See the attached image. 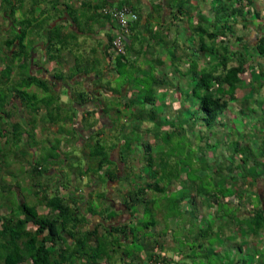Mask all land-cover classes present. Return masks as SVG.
<instances>
[{"label": "trees", "instance_id": "16d2710c", "mask_svg": "<svg viewBox=\"0 0 264 264\" xmlns=\"http://www.w3.org/2000/svg\"><path fill=\"white\" fill-rule=\"evenodd\" d=\"M42 1L47 0H0V8L5 6V10L0 9V16L5 18L4 24H7L0 28V32L7 31L4 38L5 56H0V63L6 64L5 69H0V114H3L0 115V175L9 173L12 180L15 179L11 189L14 188L19 193V200L12 202L10 195L8 197L3 194V187L8 186L4 183L6 181L0 178V264H118L116 260L122 261L123 264H139V261L145 264H175L172 250H178L177 245L184 238L191 239L194 246L198 243V247H195L205 251H201L203 255L195 253L192 258L189 257L194 260L191 264L200 263L195 260L197 257H201L205 264H254L253 257H264V244L263 248L255 250L250 248V242H246L245 237L246 231L255 236L264 231V187L258 183L264 178V104H258L259 100H254L253 95L243 93L255 76L260 81L264 75V34H261L256 42L249 43L246 35L239 34L235 21V17L242 18L247 13L261 16L260 12L256 11L254 0H212V6L215 7L219 19L216 20L213 30L210 29L212 24L206 21L205 25L200 23L198 31L204 44V48L200 49L218 55L219 63L197 68V64L191 62L190 83L187 87L184 84L177 86L181 94L186 95L179 101L180 106L185 107L188 103V108H183L176 115L166 116L146 128L149 136L147 139L143 138V144L149 139H155L158 145L162 146V142H165L164 136H173L171 141L174 142L185 135L186 139L191 141L190 151L187 153L189 158L183 159L181 155L184 153H181L178 160L173 158L167 161L164 149L160 150L161 158H152L155 150L153 151L150 143H146L145 152L153 153L148 162L149 179L140 176L141 180H133L130 177L127 188L121 187V182L128 177V171L121 174L119 166L124 169L123 158L133 157L135 137L132 131L136 130L135 122L147 119L143 115L147 104L153 106L150 110L153 121L158 116L157 109L160 104L155 100V87L162 88L164 82L159 73H153L156 69H152L151 76L137 74L132 80L131 87H140L146 95L144 100L125 102L128 110L126 113L132 107H138L139 110L126 115L130 123L121 121V110L117 108V104L111 103L104 107V113L114 110L119 114L117 117H109L111 128L116 131L117 127H120L121 135H125V145L123 144L118 163L113 152L117 135L111 136V143L107 145L101 143L100 137L94 140L96 151H91L88 155L90 164L82 170L88 178L93 173L92 181L88 180L86 185L80 184L82 187L70 188L72 182L64 173L59 175V182L56 184L52 180L44 182L43 175L47 170L46 167L42 168L41 160H38L27 169L31 175L30 189L37 197V200L32 201L21 199V184L25 182L18 178L20 174L17 171L18 163L28 164L24 156L27 150L23 153L21 145L24 133L27 132L30 137L32 133L24 129L27 125H32L31 129H34L38 114L44 107L47 108L46 117H50L48 120L60 123L59 114L63 103L60 102V94L48 76H37L31 72L29 65L31 67L37 64L38 57L35 55L36 48L30 50L28 46L33 44L34 47L47 49L44 62L58 61L59 58H64V52L68 51L66 49L70 39L77 37V34L66 31L62 23L53 24L52 20L45 26H48L45 31L48 39L45 43L40 45L34 36L28 39V30L38 26L39 16H34L35 25L26 19L18 18H22L21 14L30 9V12L35 13L36 6L42 5ZM49 1V9L57 13H68L71 16L70 5L75 8L72 0ZM177 1L182 0H175ZM105 2L108 3L106 0ZM83 5L82 15L86 21L91 19L90 22L97 23V20L103 19L102 24L109 23L114 27L115 34L118 29L117 21L110 14H104L101 9L104 6L117 5L103 4L89 8L85 7V2ZM177 11L182 14L183 5H178ZM47 12L48 10L42 8L41 15L49 16L46 15ZM83 16L71 18L77 28L78 24L82 25L85 20ZM138 19L132 22L131 29ZM230 33L235 39H232V47L229 46ZM114 34L108 36L109 44L112 43ZM206 37L209 41L205 40ZM218 37L221 44L217 42ZM125 50L124 54L115 57L113 70L119 75L124 69L130 73L134 71V62V65L128 63L127 53L131 48H127V40ZM97 60L99 62H94L95 65L100 63V60ZM153 67L156 68V65ZM17 69L20 70L19 73L24 74L16 80L12 74ZM77 69L72 71L74 75L79 72V68ZM45 71L49 72L47 69ZM57 74L59 73L54 74V77H58ZM9 83L12 86L7 88L8 91L4 90V85ZM32 85L41 88L45 95L41 97L36 92L29 91L27 88ZM259 90L260 93L264 92V81L254 87V92ZM86 92L85 96V92L78 94V97L83 95L79 104L99 99L96 98L98 96L93 97L95 91ZM15 98L18 106H15ZM73 102L76 101L70 103ZM21 105L26 106L33 114V119L27 124L20 119ZM95 112L96 108L88 113L85 120ZM228 112L230 118L227 117ZM5 116H15L17 120L12 122L11 126L3 125L1 120ZM71 119L67 114L65 123H69ZM99 120L93 122L97 124ZM92 124L94 123L89 125ZM166 124H172L171 132L164 130L163 126ZM197 126L201 129L194 134ZM219 132L223 134L218 135ZM96 134L100 136L99 133ZM213 137L219 138V142L222 141V150L217 140L212 141ZM196 139L198 143L195 142ZM91 142L93 143V139ZM230 147L233 150L231 159L225 160L222 155ZM56 153L60 156L59 151ZM193 153L196 159L192 162ZM186 162L194 178H189L185 169ZM132 166L130 164L125 167L129 170L128 173L132 171ZM101 171L106 174L102 175ZM181 182H184V185ZM104 184H107V189ZM114 184L120 185V194H123L117 196L119 205L116 204V196L111 197ZM91 186L94 187L90 189ZM62 187L68 190V194L66 192L63 195ZM176 189L185 191L175 194L173 191ZM250 196L252 201L248 200ZM4 204L10 206L9 211H1ZM38 204L47 206L49 212L40 213ZM141 209L142 215L139 214ZM120 212H129L130 216L125 221L118 219ZM147 214L148 217L145 216ZM85 224L88 227L84 228ZM242 231V237L234 243L236 248L226 250L223 241H229L230 233ZM135 243L138 247L137 250H130V258L124 245L131 246ZM218 247L220 253L216 252ZM226 255L229 258H225ZM255 264H264V260Z\"/></svg>", "mask_w": 264, "mask_h": 264}, {"label": "crops", "instance_id": "0c3cea01", "mask_svg": "<svg viewBox=\"0 0 264 264\" xmlns=\"http://www.w3.org/2000/svg\"><path fill=\"white\" fill-rule=\"evenodd\" d=\"M108 3L105 2V0H72L75 8L78 9V15L77 16H83L82 15V8L84 7L83 3L85 2V7L89 8L91 6H101L103 4L108 5H130L134 11H136L139 15V19L137 22L133 24V28L131 29L130 33L128 34L126 40H127V48H131V50L127 53V58L129 59L128 63L134 62L133 69L134 71L129 75L126 72V69L121 72V74H116V72L113 70L114 64H115V55L110 52V46L108 42V36L114 34V27H112L109 23H104L103 19H99L97 23L90 22L91 19H88L86 21L85 16H83V19H85L83 22L89 25L88 29H78L75 25L74 21L69 18L68 13H58L54 14L57 15V18H53L54 23L56 24L58 22H67V24L70 22V20L73 22L72 24H68V26L71 25L74 32L77 34V36H81L84 38H88L90 40V37L95 40L96 44H93L92 48H90L89 53L91 56L88 55L86 58H81L76 54H73L75 50L72 51H65L64 52V58H59L58 61L52 60L54 64L48 67V63H44V61L39 62V57L36 59L37 64H33L31 68V72L37 76H48L50 79V82L54 85L55 90H57L60 94V102L63 103L62 111L60 110V118L64 116V113L69 114L72 124V130H66L64 129L66 126L64 125L63 130H61L58 126L60 123H52L50 120V117H46L47 108L44 107L40 113L38 114L37 121H48L47 125V132L42 133L44 129H40L38 127L32 128V125H27L24 130H27L29 133H32V136L30 137L27 132L23 135V141L21 145V149L27 150V153H25V160L28 164H19L20 168H18L19 171L18 174L22 176L24 172L30 173L27 169L31 168L32 165L38 161L47 159L49 160L48 164L49 167L46 168V172L43 175V181L52 180L54 184L59 182V175L64 173L66 177H68L71 182L72 186L70 188L74 187H82L81 185H78V182H81L83 185H86L87 177L88 175L83 174V171L80 170L76 165L72 164L68 160L69 157H77L79 153L70 152L72 149L74 150V146L72 143L76 141L77 147L84 150V148L87 146V142H90L91 144L94 143V140L96 138H102L105 141H109L110 139H105L104 136H118L117 137V144L113 147L115 152V156L117 159H115L116 163L119 161V157L122 155L121 150H123L125 141L123 137L125 135H121L120 127H117L116 131L112 130L111 120L109 117H117L119 114L115 113L114 110H111V112H105L104 113V107L108 104L115 103L117 104V108L121 110L120 119L122 122H129L126 115L130 113L131 111L136 113L138 110V107H132L129 112H125L127 110L125 102H129L131 100H135L136 102L139 100H144L146 93L142 90H140V87L132 88V80L135 78L137 74H145L148 76H151L152 69H156L153 73H159L160 78L164 82L161 86L162 88L157 86L155 87V100L158 104H160L158 110V116L157 119L153 121L152 115L150 110H152L153 106L147 104L146 106V114H143L147 117L146 120H138V122H135L136 124V130H133L132 133L140 132V124L148 123V125L145 126L144 130L152 126L153 123H158L162 120V118L166 116H170L172 114L180 113L183 108H188V103L185 107L180 106V102L182 98L186 95H182L181 92L177 89V86L179 84L185 85L186 87L190 83V75H191V62L194 64H197V68H203L207 66H213L216 63H219V56L216 54H212L209 51H203L200 48H204V44H202L203 38L200 36L198 26L200 23L203 25L204 22L208 21L210 22L211 27L210 29L214 28V24H216L217 18V12L214 9L215 7L212 6V0H182L180 2H175V0H106ZM44 2V3H43ZM124 3V4H123ZM254 6L256 8L257 12H260L261 16H256L254 13H250L244 17H235L236 25L241 27L239 28V34L246 35L247 38L250 40L249 43H254L257 41L258 37L261 34H264V0H254ZM51 5V2L49 0L42 1V5L40 6V10L37 11L35 9L34 16L37 14L39 17H41V10L42 7L45 10H48L46 15H50L49 13V6ZM83 7H82V6ZM178 5H183V13H178ZM31 10V9H30ZM30 10L28 12H30ZM53 12V9L50 10ZM91 13V11H89ZM94 12V11H92ZM176 13V15L174 14ZM65 24V23H64ZM205 25V23H204ZM92 29V30H90ZM213 30V29H212ZM88 34V35H87ZM230 39V45L232 47V37ZM218 44H221L219 37L217 38ZM206 41L207 37L205 38ZM37 41L39 39L37 38ZM220 42V43H219ZM234 42V41H233ZM42 43V42H41ZM42 51H46L45 48L41 49ZM87 53V54H89ZM38 54V52H36ZM106 54V56H105ZM191 58V59H190ZM100 60V63L98 65V69L103 70V72L111 71V73L98 74V70L95 71L93 65L95 63H98ZM95 62V63H94ZM40 63V64H39ZM232 64V61L230 62ZM257 63V61H255ZM264 63V61H263ZM156 65V68L153 66ZM79 68V72H77L75 75L73 74L72 70ZM48 70L49 72L46 73L45 70ZM81 70V71H80ZM115 72V73H114ZM57 74L58 77H54V74ZM16 74V70L13 72L12 75ZM24 73H20V76ZM26 74V73H25ZM250 74V73H249ZM248 74V75H249ZM53 75V76H52ZM19 76V77H20ZM123 76V77H122ZM264 76V75H263ZM261 77L260 81H264V77ZM121 78V79H120ZM131 78V79H130ZM120 79V80H119ZM130 79V80H129ZM258 77L255 76V79L249 84V86L244 89V94L253 95L254 100H259L258 104L263 103L264 104V92L260 93V90L256 93L254 92V87L256 88L258 86ZM126 83V84H125ZM156 85V84H154ZM53 87V88H54ZM116 88V89H114ZM31 92H36L39 96L43 97L45 94L41 88L38 86L32 85L31 87L27 88ZM157 90V91H156ZM86 91L93 92V97L99 98L95 99L91 102L81 103L79 104V100L83 97L81 94L78 97L79 93L85 92L84 96L87 94ZM118 91V92H116ZM159 91V92H158ZM121 94H120V93ZM260 93V94H259ZM17 98H15V106L17 103ZM73 102L72 104L70 103ZM170 103V104H169ZM55 105V104H54ZM53 105V106H54ZM256 106V104H254ZM96 112L92 117H89L88 120H85L88 117V113L90 111L95 110ZM174 108V109H173ZM67 110L65 112L64 110ZM124 110V112H122ZM128 111V110H127ZM19 112V111H18ZM231 112V111H230ZM230 112L227 113V117L230 118ZM20 113H21V121H24V123L31 122L32 113L27 109L26 106L20 107ZM188 113L187 111L185 112ZM16 116V115H15ZM15 116H12L11 118H5L7 119L8 124L7 126H11V121L15 122L17 118ZM45 118H42V117ZM67 117V116H66ZM251 117V116H250ZM252 117H257L256 115ZM251 117V118H252ZM104 118V119H103ZM108 120L109 124H106L107 127L104 125V120ZM99 120L98 123H94L92 125H89L95 120ZM46 121V122H47ZM76 121H78V125L76 124ZM175 119L173 120V122ZM102 122V124H101ZM140 122V123H139ZM68 126V123H66ZM101 125V127H99ZM104 126V127H103ZM51 128L49 131L48 128ZM110 128V129H109ZM164 130L167 132H171L173 130L172 124H167L164 126ZM72 132V134H71ZM78 133V136H75L74 134ZM96 133H99L100 136H97ZM110 136V137H111ZM94 138L93 143L91 140ZM51 140L55 141L54 143L61 141V144H63V150L65 152H60V156L56 154H50L48 153L45 157L43 156L42 152L38 151L40 148L44 147V142L48 140V142ZM111 142V140H110ZM153 147V151L158 145V142L155 141V139H149L147 141ZM124 144V145H123ZM134 149L132 150L134 156L130 158V156H126L123 158L124 161V169L119 166L120 173L125 174L126 171L129 172L128 169H125L127 165H137L135 157L134 150L145 149L146 143L143 144L141 141H137L135 139V142L133 144ZM140 146V148L138 147ZM50 148L55 149L53 146V143H50ZM56 152L58 150H55ZM66 152L68 154H66ZM91 153V151L88 152L87 148L82 152L80 155L85 157V161H88V155ZM68 155V156H67ZM43 156V157H41ZM57 157V158H56ZM133 158V159H132ZM58 159V161H57ZM130 159L131 162L129 161ZM60 161V162H59ZM41 162V161H40ZM42 168L46 167L44 163L41 162ZM73 165V166H71ZM119 165V164H118ZM26 166V167H25ZM88 166V164H87ZM86 166V168H87ZM72 167H75V169H71ZM25 168V169H24ZM102 172V171H101ZM106 174L105 172L101 173ZM128 174V173H127ZM138 173L131 175H128L127 178H135L137 177ZM11 178V177H9ZM20 179V177H18ZM26 182L25 184H21L22 186L25 185L26 191H29L30 189V182H31V175L26 176ZM12 179V178H11ZM260 181V180H259ZM262 182H264V178L261 179ZM260 184V182H258ZM53 186V185H52ZM117 186L113 187V191L111 192V197L113 195H116ZM24 187V188H25ZM54 187V186H53ZM94 186H91L93 188ZM90 190L89 188H87ZM61 191L63 195L67 192L63 187L61 188ZM121 196V195H120ZM252 199V196H250ZM117 205H119V202L116 201ZM5 207H8L4 205ZM3 207V206H2ZM39 210V208H38ZM7 211V210H5ZM88 227L87 224L84 225V228ZM236 226H234L235 228ZM242 232H234L229 234V241H223L224 248L226 250H232L233 248H236L234 243L237 242V240H240V237H242ZM247 233V234H246ZM236 234V235H235ZM246 242H250L249 246L250 248H253L255 250H259L260 248H263L264 244V231H262L261 234L255 236L251 235L249 231L245 232ZM233 239V241H232ZM261 244V245H260ZM264 250V248H263ZM216 252L220 253V248H216ZM252 257V256H251ZM225 258H229L228 255L225 256ZM264 260V257H253V263ZM176 262H179V264H191L190 259H180ZM175 262V264H177ZM103 263V260L101 261ZM174 264V263H173Z\"/></svg>", "mask_w": 264, "mask_h": 264}, {"label": "rangeland", "instance_id": "374dc122", "mask_svg": "<svg viewBox=\"0 0 264 264\" xmlns=\"http://www.w3.org/2000/svg\"><path fill=\"white\" fill-rule=\"evenodd\" d=\"M70 13H72L71 14V16L69 15V18H72V17H76L77 15H78V9L77 8H72V6L70 5ZM43 8V7H42ZM0 9H2V10H5V6H4V8H0ZM36 9H37V11H39L41 8H40V6H36ZM60 13H62L63 14V12H60ZM48 14H50L49 16H44V15H41V17H39L38 18V22H37V25L38 26H36V28H30V30H28V39H31V38H33V36L35 37V40L37 41V38L40 40V41H38L39 42V44L41 45L42 43L41 42H44L45 43V40H47L48 38H47V33H45V31H46V28H48V26L45 28V26H46V24H48L49 22H51L52 20H53V18L55 19V18H57L58 16L57 15H54V14H58L57 12H55L54 10H53V12H51L50 10H49V13ZM21 16H22V18H18V19H20V20H23V19H26V21H30L32 24H36V22H35V20H34V15H33V13L32 12H25L24 14L22 13L21 14ZM30 19V20H29ZM4 23H6L5 22V18L3 19L2 18V16H0V28H2V27H5V26H7V24H4ZM58 23H62L63 24V26L65 27V30L66 31H70V32H72L73 34H76L74 31H73V29H72V27H71V25L70 26H68V24H72L73 22L70 20V22L67 24V22H58ZM65 23V24H64ZM26 24L27 25H29V23L28 22H26ZM9 25H10V22H9ZM116 25H117V23H116ZM2 26V27H1ZM26 26V25H25ZM78 28L79 29H88V27H89V25L88 24H86V23H83L82 22V25H81V23L80 24H78ZM35 27V26H34ZM238 27H241V25L239 26L238 25ZM10 32L11 33H13V31L12 30H10ZM9 32V33H10ZM6 34H7V31H2L1 30V32H0V56H2V57H4L5 55V50H4V38L6 37ZM88 35V34H87ZM34 40V41H35ZM31 42L33 43V40H31ZM93 44H96L95 43V40L93 39V38H91L90 37V40H89V37L88 38H84V37H81V36H77L75 39L73 38V39H70V41H69V46H68V49H66V50H70V51H72V50H75V52L73 53V54H76V55H78L79 57H81V58H86V57H88V55L89 56H91L90 55V53H89V50H90V48H92V46H93ZM28 48H31L30 50H32V48H36V52H38V54H36L35 53V55L36 56H38L39 57V62H42V61H45V59H46V56H45V54H46V52L45 51H42L41 49L42 48H39V47H34V45L32 44L31 46H28ZM47 50V49H46ZM87 53H89V54H87ZM44 63H46V62H44ZM47 63H48V67L49 66H51L52 64H54L53 63V61H47ZM4 67H6V64H1L0 63V69H1V71H2V69L4 68ZM24 67V66H23ZM93 67H94V70L95 71H99L100 69H98V65L96 64V65H93ZM29 68H30V65H29ZM5 69V68H4ZM75 70H78L77 68L76 69H73L72 71H75ZM122 71H124V70H122ZM121 71V72H122ZM20 70L19 69H17L16 70V74L15 75H12V77L13 78H16V80L19 78V76H20ZM102 72H103V70H102ZM107 72H110L111 73V71H106V73ZM129 75H131V73L130 72H128V71H126ZM100 74H103L104 75V72L103 73H101V70H100V72H99ZM98 73V74H99ZM115 73V72H114ZM123 77V76H122ZM121 79V78H120ZM119 79V80H120ZM15 80V79H14ZM12 86V84L11 83H9V85L7 84H5L4 85V90H6V91H8V89H9V87H11ZM13 87H15V86H13ZM8 88V89H7ZM48 93H50V92H48ZM47 94V93H46ZM17 109V108H16ZM174 109V108H173ZM195 109H196V107H195ZM65 112H67V110L65 109L64 110ZM122 112H124V110L122 111ZM117 113V112H116ZM147 112H146V110H144L143 111V114H146ZM0 115H3V114H0ZM171 115H175V114H172L171 113ZM170 115V116H171ZM66 116H67V113H64V116L63 117H61V120H60V125L58 126L61 130H63L62 128H64V125L66 126L64 129H66V130H72V122H71V120H69V123H68V126H67V124L65 123V118H66ZM107 119V118H106ZM104 120V125L106 126V124H109V122H108V120ZM127 119V118H126ZM97 120V119H96ZM4 124L3 125H6V124H8V122H7V119L6 118H2V120H1ZM47 121V120H46ZM43 122V121H38L37 123H36V127H38V128H40V129H44V131L42 132L43 134L44 133H46L47 131V125H45V124H48V121L47 122ZM130 122V121H129ZM92 123H95V122H92ZM76 124L78 125L79 123H78V121H76ZM127 124H128V122H127ZM0 125H2L1 123H0ZM10 125H12V121H11V124ZM146 125H148V123H144V124H140V132H135L134 133V137H135V139L137 140V141H141V142H144V140H143V138L145 137L146 139H147V137L149 136L147 133H146V129L144 130V128H145V126ZM167 125V124H166ZM166 125H164V126H166ZM136 126V125H135ZM164 126H163V128H164ZM99 127H101V125L99 126ZM104 127V126H103ZM49 129V131L51 130V128L49 127L48 128ZM199 129H201L200 128V126H197L195 129H194V134H197L198 133V131H199ZM180 131H182V128L180 127ZM145 133V134H144ZM71 134H72V132H71ZM170 134V133H169ZM221 134H223L222 132H219L218 133V135H221ZM75 136H78V133H75L74 134ZM110 136L111 135H108V136H104L105 137V139L107 140V139H110ZM177 136H175V138H176ZM180 137V136H179ZM192 137V136H191ZM164 138H165V142H162V146H160V145H157L156 146V148L154 149L155 150V153L153 154V153H150V152H145V149H140V151L139 150H134V153H135V157H134V159H136V161H137V165H134V166H132V171H130V173H128V175H131L132 173H134V174H136V173H138V175H137V177H135V178H132L133 180L134 179H139V180H141L139 177L140 176H142L144 179H149V165H148V162H150V156H152V154H153V156H152V158L153 157H160L161 156V153H160V150H162V149H164V156H165V158H166V160L167 161H171L173 158H177V160L180 158L179 157V154H181V153H184V155H181V157H183V159H186V158H189V156L187 155V153L190 151V145H191V141H189L188 139H186V136L185 135H182L179 139H176V141H174V142H172L171 140H172V138H173V136H172V138H170V140H169V138H168V136L166 137V136H164ZM193 138V137H192ZM93 140H94V138H93ZM178 140H179V142L180 143H178ZM217 140V142H218V144H220V145H218L221 149L220 150H222V141H220L219 142V138L217 139L216 137H213L212 138V141L213 142H215ZM55 141H53V140H51L50 139V141L48 142V140L46 141V142H44V147L43 148H40L38 151H40V153L42 152V154H43V156L45 157L48 153H50V154H56L57 155V153H56V151L55 150H58L59 152H65L66 151V149H65V151L63 150V145H64V142H63V144H61V141L59 140L58 142H56V144L54 143ZM196 143H198V140L196 139V141H195ZM50 143H53V146L55 147V149H52V148H50ZM102 144H105V145H107L108 143H111L110 141H105L104 139H102V142H101ZM146 143H148V142H146ZM150 143V142H149ZM72 145L74 146V150L72 149L70 152H76V153H79V155L77 156V157H69L68 155V160H69V162H71L72 164H74V165H76V167H78L80 170H83V169H85L86 168V166H87V164L89 163L90 164V161H85L84 159H85V157L83 158V156H81L80 154L82 153V152H84V150L87 148V150H88V152L89 151H94L95 150V148H96V146H95V144L93 143V144H91L90 142H87V146L84 148V150H82L81 148H79V147H77V145H76V141L74 142V143H72ZM139 148H140V146H138ZM189 149V150H188ZM96 151V150H95ZM232 152H233V150H232V147H230V148H227V150H225V154L224 155H222L223 156V158L225 159V160H230L231 159V155H232ZM66 154H68L67 152H66ZM195 154L193 153V154H191V161L193 162V160L195 161V156H194ZM43 156H41V157H43ZM133 156H134V154H133ZM236 156H239V155H237L236 154ZM57 158V157H56ZM161 158V157H160ZM10 160V159H9ZM215 160H218V159H214V161ZM57 161H58V159H57ZM10 162V161H9ZM41 162L42 163H44V165L46 166V168H48L49 167V164H48V162H49V160H47V159H43V160H41ZM60 162V161H59ZM154 162V161H153ZM179 162V161H178ZM183 162H185V160L183 161ZM154 163H156V162H154ZM187 163V162H186ZM20 164V163H19ZM19 164L17 165V167L18 168H20L19 167ZM92 164H94V162H92ZM181 164V163H180ZM26 167V166H25ZM25 169V168H24ZM185 169H186V172L188 173V176H189V178H194V176H193V173H192V171H189V169H190V167H189V165H188V163L185 165ZM185 172V173H186ZM9 174V173H8ZM8 174H4V175H0V178H1V180H3V181H6V182H4L5 184H7V188H5V187H3L4 188V190H5V193L3 192V194L5 195V196H8L9 197V195L11 196V198H12V202H17V200H19V193H18V191L16 190V189H11L12 187H11V185L13 184V183H15V179L14 180H12L11 178H9L10 176L8 175ZM29 174L30 173H27V172H24V174L22 175V176H20V178L23 180V181H25L26 182V176H29ZM92 175H93V173L91 174V177L90 178H88L87 177V181L88 180H90V181H92ZM141 177V178H142ZM124 179V178H123ZM130 179L129 178H126V179H124L121 183H122V185H121V187H122V189H126L127 188V186L126 185H128V181H129ZM89 181V182H90ZM182 183V185H184V182H181ZM21 184V183H20ZM80 184H82V181L78 184V185H80ZM264 182H261L260 181V184L259 185H261V187H264ZM33 185V184H32ZM42 185H43V183H42ZM25 187V185H23V195H21V199H25V198H27V200H31L32 199V201L34 200H37V197L33 194V190H31V189H29V191H26L25 189H26V187ZM104 188H106L107 189V184L105 185L104 184ZM84 189H86V188H84ZM120 185H118L117 186V190H115V192L116 191H118V192H116V195H114V196H116V201H118V199H117V196H119L120 197V195L122 196L123 194H120ZM185 191V189H181V190H174L173 192L176 194V193H179V192H181V193H183ZM114 192V191H113ZM181 193H180V195H181ZM67 194H68V190H67ZM13 195H15L14 196V198L12 197ZM172 196H175L174 194H171ZM28 197H31V198H28ZM36 197V198H35ZM226 198H228V195L226 196ZM114 200H115V197H114ZM188 200V199H187ZM248 200L249 201H252V199H251V197H248ZM158 202H159V200H158ZM5 205V204H4ZM38 208H39V212L40 213H48L49 212V210H48V207L47 206H45V205H43V204H38ZM5 210H7V211H9L10 210V206L9 207H5V206H3L2 208H1V211L2 212H5ZM139 214L140 215H142L143 214V209H141V210H139ZM128 216H130V214H129V212H120L119 213V216H118V219H124V221L125 220H127L128 219ZM146 217H148V214L147 215H145ZM145 219H147V218H145ZM144 219V220H145ZM116 220V219H115ZM143 220V221H144ZM144 224V223H143ZM88 226V225H87ZM182 229H184V228H182ZM188 244V245H187ZM187 245V246H186ZM195 246L196 247H198V243L196 244L195 243ZM194 246V244H193V241L191 240V239H187V238H184V239H182L180 242H179V244L177 245V247H179V248H181V250L179 251V248H178V250H172V257H174V259L173 260H175V261H178V260H180V259H187L188 260V258L189 257H191V256H193L195 253H201L202 255H203V253L201 252V251H203V252H205L204 250H202V249H199V248H196ZM137 247H138V244L137 243H135V244H131V246L128 244L127 246L126 245H124V249H126L127 250V254L129 255V257L131 258L132 256V253L130 252V250L131 249H133V248H135L136 250H137ZM119 255L120 254H118L117 256L119 257ZM192 258V257H191ZM191 258H189L190 259V262H194V260H192ZM135 261H136V259H134ZM196 261H199L200 263H198V264H201V263H203V264H205V262H203V259L201 258V257H197L196 259H195ZM117 261V263L118 264H123L122 263V261H118V260H116ZM134 261V262H135ZM100 262V261H99ZM220 263H221V261H219ZM83 264H86V263H83ZM139 264H145V263H143L142 261H139Z\"/></svg>", "mask_w": 264, "mask_h": 264}, {"label": "built area", "instance_id": "2783aa9c", "mask_svg": "<svg viewBox=\"0 0 264 264\" xmlns=\"http://www.w3.org/2000/svg\"><path fill=\"white\" fill-rule=\"evenodd\" d=\"M101 11L104 14H110L118 23V29L113 36L110 52L115 56L124 54L126 52L125 36L131 31V24L138 18V13L130 5L104 6Z\"/></svg>", "mask_w": 264, "mask_h": 264}, {"label": "clouds", "instance_id": "9594fccd", "mask_svg": "<svg viewBox=\"0 0 264 264\" xmlns=\"http://www.w3.org/2000/svg\"><path fill=\"white\" fill-rule=\"evenodd\" d=\"M129 33H130V32H129ZM127 36H128V35L125 36V40H126V37H127Z\"/></svg>", "mask_w": 264, "mask_h": 264}, {"label": "flooded vegetation", "instance_id": "af4514ba", "mask_svg": "<svg viewBox=\"0 0 264 264\" xmlns=\"http://www.w3.org/2000/svg\"><path fill=\"white\" fill-rule=\"evenodd\" d=\"M104 119V118H103Z\"/></svg>", "mask_w": 264, "mask_h": 264}, {"label": "water", "instance_id": "95a60500", "mask_svg": "<svg viewBox=\"0 0 264 264\" xmlns=\"http://www.w3.org/2000/svg\"><path fill=\"white\" fill-rule=\"evenodd\" d=\"M127 38V37H126Z\"/></svg>", "mask_w": 264, "mask_h": 264}]
</instances>
